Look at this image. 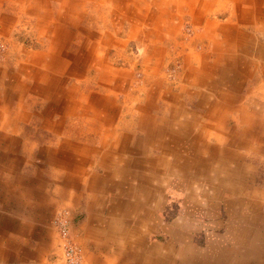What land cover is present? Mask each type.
Here are the masks:
<instances>
[{
  "label": "crops",
  "instance_id": "crops-1",
  "mask_svg": "<svg viewBox=\"0 0 264 264\" xmlns=\"http://www.w3.org/2000/svg\"><path fill=\"white\" fill-rule=\"evenodd\" d=\"M226 1L229 19L212 21L209 28L207 46L219 49L215 64L179 75L180 90L155 86L136 92L97 55L111 38L102 32L101 43H94L93 30L83 22L112 24L96 11L111 8L108 13L156 34L157 26L172 30L185 9L196 10L195 19L208 25L201 12L212 3L0 0L2 30L11 24L6 14L18 8L40 35H50L41 38L37 51L16 52L8 43L0 62V264H53L47 253L56 233L46 221L58 207L80 217L70 230L81 244L83 264H264V184L237 153L258 140L249 134L252 116L243 106L254 91H241L255 69L234 53L249 48L263 55L248 30L264 35V0L216 3L226 7ZM199 2L202 8H195ZM79 37L81 50L68 53ZM230 58L226 65L223 60ZM212 67L224 70L218 81H208ZM91 69L99 71L103 91L91 89L94 77H88L75 91L79 101L76 95L62 101L61 74L79 82L81 71ZM61 115L83 117L77 118L78 133L75 122L70 134L64 131ZM21 122L35 125L21 128ZM233 124L248 126L240 132ZM39 136L51 143H40ZM46 163L53 171L48 179ZM97 167L104 176L96 174ZM60 172L61 178L54 175Z\"/></svg>",
  "mask_w": 264,
  "mask_h": 264
},
{
  "label": "rangeland",
  "instance_id": "rangeland-1",
  "mask_svg": "<svg viewBox=\"0 0 264 264\" xmlns=\"http://www.w3.org/2000/svg\"><path fill=\"white\" fill-rule=\"evenodd\" d=\"M205 1L212 3V8H215V10L213 9L215 12H210L212 8L210 10L208 9L207 13H205V11L201 12V15L207 18L208 22H211L208 25H206L204 22L201 23L198 19H195L196 17H194L193 14L195 13V15L198 16V14H196V10L194 13H191L189 9H185L183 13L180 12L178 15H176L174 20L172 19V30H167L165 27L158 28L157 26L159 32H156L155 34L154 29H151L149 26H141L138 28L136 27L135 21L130 23L127 19L119 17L118 14L108 13L111 8H98L96 11H98V15L104 13L108 18H111L113 22L112 24L107 22L108 24L105 25L100 21L96 25L93 24L92 26H89L91 25L90 21H84L83 25L86 28L93 30L95 38L92 41L94 43H101L100 39L102 32H104L106 36H109V39L111 38L110 41L108 40L109 42H107L106 45H100L97 50V55L102 61H104V65L106 66L109 73L112 72L114 75L122 76L121 80H123V84H125L129 90L141 92L143 89L146 90L145 87L148 88L156 86L161 87V89H164L165 91L169 88L172 92L175 90H180L181 88L183 80L180 78L181 80L179 81V75L182 77L183 73L189 70L193 73H199V70H204V63L213 65L215 64L214 62L218 60L219 49L214 48V46L211 44L208 45L209 47L207 46L209 42L211 43V41H209L210 38H212L210 35L213 36L209 28L213 26L212 21L214 23H223L229 19V8H231V4L230 2L226 1V7H222L217 5V0ZM7 7V3H4V8ZM55 7L57 10H59V3H56ZM1 8L2 5H0V9ZM195 8H202V2L197 3ZM222 8H225V10H221ZM154 10L156 9H151V11ZM6 16H8V21L6 23L11 24H9L5 30H2V27H0V62H3L4 60L2 54L6 52L8 43H10V47L15 49L16 52L27 51V49L37 51L41 49V38L50 37L49 34H46L45 36L40 35L39 32H37L33 27L34 22L32 21L28 23V17L26 15H22L17 10H15L13 13L8 12ZM245 31H247L246 28ZM248 33L257 38V44L263 49L262 51H264V35L255 31L253 28L249 29ZM82 40L83 38L81 37H79V39L73 38L70 47H67L66 49L68 50V53H72L73 50L79 52L82 47ZM207 49L209 52L206 55ZM234 53L240 54L241 57L246 59L245 60L241 58L240 61L244 60L250 68L255 69L253 76L251 78L248 77L244 82L241 91L244 93L246 91L249 93L254 91L253 99H255L257 103L255 105L253 99L249 101H243V106L248 108V112H250V115L252 116L249 134L251 135L254 132L255 136L258 137V142L254 139H251L248 149L241 145L242 147H240L241 149H239L237 153L239 156H241L240 162L243 163L242 166L244 168L247 166H253L256 173V182L263 181L264 184V53L263 55H260L256 51L249 48L247 50L235 49ZM202 55H206V58L201 61L199 60V57ZM231 59L232 58L229 60L225 59L223 61L227 65L230 64L229 62ZM88 65H91V62H89ZM222 71L224 70L219 67L216 69L214 67H212L210 70L207 69V72L213 75L211 79H208V81H218L219 79L217 76L220 75V72ZM237 72L239 74L241 73V71ZM262 72L263 74H261ZM80 75L85 76H81V80L76 82L75 79L69 77V73L61 74V76H63V82H61V85L59 86V91H61L60 96L62 101L67 96L72 98V95H76L74 100L76 99V101H79L76 94L78 93L77 89L82 90L84 88L83 84H86L84 78L88 79V77H91V79L94 77V81L90 84L91 89L103 91L101 86L98 84L99 71H95V69L84 70L81 71ZM94 82L97 83L96 87H93ZM77 83H79V86H76ZM206 83L203 84V87L205 86V88H210V84L208 85ZM174 86L177 87L175 88ZM166 93L168 94V92ZM64 95L66 97H64ZM122 97L123 94L120 95V99ZM74 118L75 120H73ZM77 118L80 120L83 119L82 116L61 115V118H59V123L64 122V131L67 129V132L70 134V132H72L71 127L74 126V122L76 125ZM21 123L23 125L21 128H24L25 122ZM27 124L25 126H28V128L30 127L32 129V127L35 125V122H30L31 125ZM233 126H236V128H238L241 132L247 128L248 124L240 125L239 127L233 124ZM79 128L80 125H76L75 129L77 131L75 130L74 133H78ZM37 136L33 134L32 140L35 141ZM38 139L40 143L43 144L47 142L51 143L49 141L51 138L49 137L39 136ZM36 143L39 142L36 140ZM33 159H35L34 156ZM27 161H29L31 164L30 157L29 160L27 158ZM96 170V174H99V176L105 175L103 170H100L98 167ZM52 172V169L46 163L45 176H47V179L52 177ZM63 174L64 173L60 172L54 175H57V177L61 178ZM207 191L209 192V190ZM116 195L118 194L116 193ZM77 215V213H72L71 215L67 208L58 207L55 213L50 216V220L46 221L47 223L49 222L48 228H53L54 233H56V244L47 253V259L51 261V263L63 264V243L66 242V240L62 237L60 232V221H65V224L69 227L68 241L75 242L82 249L81 244L76 242L70 230L73 226V223L76 224V222L80 220V217L78 218Z\"/></svg>",
  "mask_w": 264,
  "mask_h": 264
},
{
  "label": "built area",
  "instance_id": "built-area-1",
  "mask_svg": "<svg viewBox=\"0 0 264 264\" xmlns=\"http://www.w3.org/2000/svg\"><path fill=\"white\" fill-rule=\"evenodd\" d=\"M65 221H60V232L66 242L63 243V264H82V249L73 241H68L69 227Z\"/></svg>",
  "mask_w": 264,
  "mask_h": 264
},
{
  "label": "bare ground",
  "instance_id": "bare-ground-1",
  "mask_svg": "<svg viewBox=\"0 0 264 264\" xmlns=\"http://www.w3.org/2000/svg\"><path fill=\"white\" fill-rule=\"evenodd\" d=\"M8 1H9V0H8ZM53 2H54V1H53ZM8 3H9V2H8ZM9 4H10V3H9ZM9 4H8V5H9ZM9 7H10V6H9ZM6 9H7V8H6ZM10 9H11V8H10ZM17 9H18V8H17ZM17 9H16V10H17ZM20 9H21V8H20ZM22 9H23V8H22ZM22 9H21V10H22ZM39 9H40V8H39ZM4 11H6V10H4ZM12 13H13V11H12ZM22 14H23V13H22ZM24 15H25V14H24ZM51 22H52V21H51Z\"/></svg>",
  "mask_w": 264,
  "mask_h": 264
}]
</instances>
